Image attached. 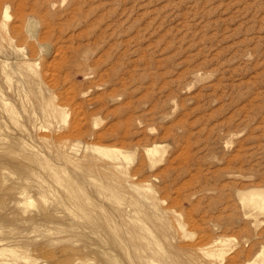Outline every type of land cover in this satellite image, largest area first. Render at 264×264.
Listing matches in <instances>:
<instances>
[{
  "label": "rangeland",
  "instance_id": "obj_1",
  "mask_svg": "<svg viewBox=\"0 0 264 264\" xmlns=\"http://www.w3.org/2000/svg\"><path fill=\"white\" fill-rule=\"evenodd\" d=\"M252 187L264 0H0V264H250Z\"/></svg>",
  "mask_w": 264,
  "mask_h": 264
},
{
  "label": "bare ground",
  "instance_id": "obj_2",
  "mask_svg": "<svg viewBox=\"0 0 264 264\" xmlns=\"http://www.w3.org/2000/svg\"><path fill=\"white\" fill-rule=\"evenodd\" d=\"M4 15L6 16V18L8 17L7 9L5 10ZM8 78H10V77H8ZM41 93H43V92H41ZM43 97H44V95H43ZM57 107H58V105H57ZM60 110H63V107H61ZM62 118L66 119V115H65L64 111H62ZM97 122L98 121L96 120L95 124ZM160 146H162V145H160ZM162 148L163 147H161V149ZM145 149H146L148 156L150 157L151 162H153V164H154V162L156 161V158L158 156L159 150H160L159 145L154 144L150 147H146ZM124 158H127V157L124 156ZM238 195H239L240 200L243 204V208H244V212H245L246 216H250V217H253L256 219L258 217V215L264 214V187H252V188H249L247 190H240V191H238ZM231 240L232 239L227 238V237L226 238L218 237V238H215V239L207 242L206 244H204L205 246L200 247L198 250H201V252H203L206 256L212 257L215 262H222L225 258V255L227 254V252L229 250V247L227 245L229 244V242ZM226 247H228V248H226ZM6 251L15 252V251H13L12 248H0V253L6 252ZM259 251L260 252L256 255L255 258H253L254 260L252 262H250V264H264V247ZM229 252H230V250H229Z\"/></svg>",
  "mask_w": 264,
  "mask_h": 264
}]
</instances>
